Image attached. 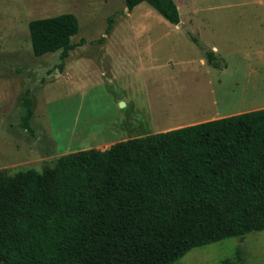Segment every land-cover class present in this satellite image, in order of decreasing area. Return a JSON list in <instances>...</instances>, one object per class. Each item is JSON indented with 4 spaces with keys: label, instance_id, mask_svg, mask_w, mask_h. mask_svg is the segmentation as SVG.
<instances>
[{
    "label": "rangeland",
    "instance_id": "1",
    "mask_svg": "<svg viewBox=\"0 0 264 264\" xmlns=\"http://www.w3.org/2000/svg\"><path fill=\"white\" fill-rule=\"evenodd\" d=\"M229 1L177 3L183 19L195 8L200 26L201 18L228 15L254 16L261 24L241 45L216 54L224 67L215 69L190 37L204 46L214 39L208 27L189 33L145 2L128 11L124 0H0V170L41 172L63 155L258 108L264 7L214 8ZM65 13L77 18L79 31L60 70V50L33 55L28 23ZM24 97L30 130L22 126ZM237 250L244 264H264V230L193 248L173 264H235Z\"/></svg>",
    "mask_w": 264,
    "mask_h": 264
},
{
    "label": "trees",
    "instance_id": "2",
    "mask_svg": "<svg viewBox=\"0 0 264 264\" xmlns=\"http://www.w3.org/2000/svg\"><path fill=\"white\" fill-rule=\"evenodd\" d=\"M142 2L179 23L173 0H124L128 11ZM78 31L71 13L29 21L33 55L60 50L61 70ZM262 230L264 108L63 155L41 172L0 170V264H173ZM233 261L244 264L238 250Z\"/></svg>",
    "mask_w": 264,
    "mask_h": 264
},
{
    "label": "crops",
    "instance_id": "3",
    "mask_svg": "<svg viewBox=\"0 0 264 264\" xmlns=\"http://www.w3.org/2000/svg\"><path fill=\"white\" fill-rule=\"evenodd\" d=\"M173 2L176 5L177 11H178V16H179V23H181L179 26L182 24L185 25V29L189 33H199V31H202L203 29L209 28L210 35L208 37L214 38L213 40H205L203 42L204 47L207 49L211 50L215 54H220L222 51H225L224 49L227 47H235L241 45V41L248 36L255 35L252 32L257 31L261 24L257 22V19H254L256 17L250 16L248 18V15H228L225 17L224 20H222L220 17H213L212 19H203L201 18L200 22H206L205 27L201 24L197 25L198 19H196V16H193L195 14V8L188 13V17L186 19H183L181 17V12H180V5L178 6V2L181 3V0H173ZM249 4H252L255 7H264V0H230L228 4H218L214 6V8H237L241 9V7L244 6H249ZM136 7V6H135ZM223 23V24H221ZM208 24V25H207ZM192 26L193 30L189 31V27ZM176 27V25H175ZM198 35V34H197ZM223 38V39H222ZM222 54V53H221ZM199 63L204 64V60L200 57L198 60ZM206 62V61H205ZM264 105V102L261 105L258 106H253V107H258L256 109L250 108L251 110H258L261 106ZM261 109V108H260ZM229 113V112H227ZM222 114V115H217L215 117L210 118L209 120L213 119H218L230 115H235V114ZM240 114V113H238ZM209 120H203L201 122H206ZM197 122V123H201ZM196 123V124H197Z\"/></svg>",
    "mask_w": 264,
    "mask_h": 264
},
{
    "label": "water",
    "instance_id": "4",
    "mask_svg": "<svg viewBox=\"0 0 264 264\" xmlns=\"http://www.w3.org/2000/svg\"><path fill=\"white\" fill-rule=\"evenodd\" d=\"M178 24H179V23H178ZM178 24H177V25H178ZM119 103H120V107H124V105H122V104H123L122 102H119Z\"/></svg>",
    "mask_w": 264,
    "mask_h": 264
},
{
    "label": "bare ground",
    "instance_id": "5",
    "mask_svg": "<svg viewBox=\"0 0 264 264\" xmlns=\"http://www.w3.org/2000/svg\"><path fill=\"white\" fill-rule=\"evenodd\" d=\"M123 103V102H122ZM122 105H124V103L122 104ZM125 106V105H124Z\"/></svg>",
    "mask_w": 264,
    "mask_h": 264
}]
</instances>
